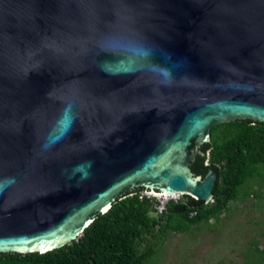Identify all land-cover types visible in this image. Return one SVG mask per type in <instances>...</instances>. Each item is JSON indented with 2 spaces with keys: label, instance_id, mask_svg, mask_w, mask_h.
<instances>
[{
  "label": "water",
  "instance_id": "water-1",
  "mask_svg": "<svg viewBox=\"0 0 264 264\" xmlns=\"http://www.w3.org/2000/svg\"><path fill=\"white\" fill-rule=\"evenodd\" d=\"M235 120L264 124V0H0V254L136 188L210 202L190 164Z\"/></svg>",
  "mask_w": 264,
  "mask_h": 264
},
{
  "label": "trees",
  "instance_id": "trees-1",
  "mask_svg": "<svg viewBox=\"0 0 264 264\" xmlns=\"http://www.w3.org/2000/svg\"><path fill=\"white\" fill-rule=\"evenodd\" d=\"M190 168L195 175L209 170L217 180L213 198L205 203L188 195L169 199L157 213L156 197L136 188L99 214L73 242L44 254H0V264H151L169 234H188L209 225L249 192L259 198L264 190V124L250 120L222 123L211 129ZM264 263V240L251 243Z\"/></svg>",
  "mask_w": 264,
  "mask_h": 264
},
{
  "label": "rangeland",
  "instance_id": "rangeland-1",
  "mask_svg": "<svg viewBox=\"0 0 264 264\" xmlns=\"http://www.w3.org/2000/svg\"><path fill=\"white\" fill-rule=\"evenodd\" d=\"M245 194L209 225L188 234H169L151 264H257L259 253L251 243L264 240V190L257 199Z\"/></svg>",
  "mask_w": 264,
  "mask_h": 264
},
{
  "label": "built area",
  "instance_id": "built-area-1",
  "mask_svg": "<svg viewBox=\"0 0 264 264\" xmlns=\"http://www.w3.org/2000/svg\"><path fill=\"white\" fill-rule=\"evenodd\" d=\"M143 195H145V196H147V197H151L150 193H149L148 191H146V190L143 191ZM177 197H179V196H174V197H171V198H167L166 200H165V199H164V200H158L159 203H158V205L156 206V211H157V213H162V212H163L164 207H165V204H166V202H167L169 199H173V198L177 199Z\"/></svg>",
  "mask_w": 264,
  "mask_h": 264
},
{
  "label": "bare ground",
  "instance_id": "bare-ground-1",
  "mask_svg": "<svg viewBox=\"0 0 264 264\" xmlns=\"http://www.w3.org/2000/svg\"><path fill=\"white\" fill-rule=\"evenodd\" d=\"M165 197V196H164ZM164 199H167V198H164Z\"/></svg>",
  "mask_w": 264,
  "mask_h": 264
}]
</instances>
